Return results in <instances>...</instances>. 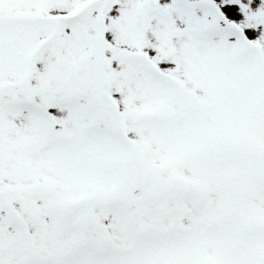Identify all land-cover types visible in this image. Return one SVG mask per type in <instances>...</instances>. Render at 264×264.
Here are the masks:
<instances>
[{
  "label": "snow or ice",
  "instance_id": "1",
  "mask_svg": "<svg viewBox=\"0 0 264 264\" xmlns=\"http://www.w3.org/2000/svg\"><path fill=\"white\" fill-rule=\"evenodd\" d=\"M0 264H264V0H0Z\"/></svg>",
  "mask_w": 264,
  "mask_h": 264
}]
</instances>
